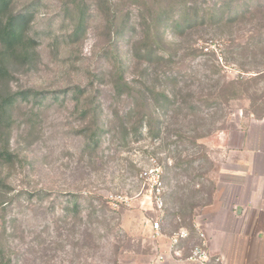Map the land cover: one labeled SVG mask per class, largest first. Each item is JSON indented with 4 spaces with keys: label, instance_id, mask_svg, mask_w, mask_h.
<instances>
[{
    "label": "rangeland",
    "instance_id": "obj_1",
    "mask_svg": "<svg viewBox=\"0 0 264 264\" xmlns=\"http://www.w3.org/2000/svg\"><path fill=\"white\" fill-rule=\"evenodd\" d=\"M12 12L31 16L35 54L9 89L36 96L12 108L17 159L0 161V264H194L167 257L169 238L212 239L239 184L222 154L239 131L264 138V0H13ZM153 160L159 213L139 176Z\"/></svg>",
    "mask_w": 264,
    "mask_h": 264
},
{
    "label": "crops",
    "instance_id": "obj_2",
    "mask_svg": "<svg viewBox=\"0 0 264 264\" xmlns=\"http://www.w3.org/2000/svg\"><path fill=\"white\" fill-rule=\"evenodd\" d=\"M238 135L237 144L235 142L228 147L227 154H222L235 168L231 175L239 184L231 189L238 195L235 192L230 205L224 208L221 228L213 231L214 236H208L212 239L207 245L219 258L217 264H264V176L256 171L258 162L264 160V138L253 140L242 131ZM226 224L231 227L224 228ZM158 264L190 263L165 259Z\"/></svg>",
    "mask_w": 264,
    "mask_h": 264
},
{
    "label": "trees",
    "instance_id": "obj_3",
    "mask_svg": "<svg viewBox=\"0 0 264 264\" xmlns=\"http://www.w3.org/2000/svg\"><path fill=\"white\" fill-rule=\"evenodd\" d=\"M12 3L13 0H0V161L9 164L17 159L9 150L12 108L19 101L36 96L33 90L12 93L9 89L14 66L30 65L35 54V41L30 36L32 18L28 13H13ZM79 30L76 28L71 34L76 36Z\"/></svg>",
    "mask_w": 264,
    "mask_h": 264
},
{
    "label": "built area",
    "instance_id": "obj_4",
    "mask_svg": "<svg viewBox=\"0 0 264 264\" xmlns=\"http://www.w3.org/2000/svg\"><path fill=\"white\" fill-rule=\"evenodd\" d=\"M139 176L142 182V188L146 190L149 200L152 201L151 206L153 210L158 213L163 212V169L153 160L152 165L148 168H144ZM151 229L155 231L156 234L160 233V219H155L151 223ZM191 241L192 238L189 230L180 228L169 238L167 257L196 264H210L212 258L203 232H198L196 243H191ZM164 257L165 256H160V259L163 260ZM218 262L219 258H216V263Z\"/></svg>",
    "mask_w": 264,
    "mask_h": 264
}]
</instances>
